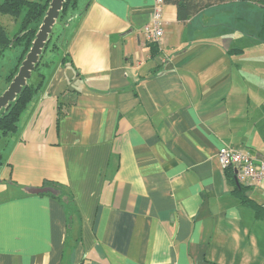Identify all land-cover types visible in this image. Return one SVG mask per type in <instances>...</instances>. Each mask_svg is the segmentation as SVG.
I'll return each instance as SVG.
<instances>
[{
	"label": "crops",
	"instance_id": "obj_1",
	"mask_svg": "<svg viewBox=\"0 0 264 264\" xmlns=\"http://www.w3.org/2000/svg\"><path fill=\"white\" fill-rule=\"evenodd\" d=\"M82 3L2 155L0 264H264V220L217 158L264 159L263 69L229 53L257 45L259 7L225 4L191 29L165 4L154 56L155 0ZM66 91L76 99L59 120ZM49 181L73 194L71 230L66 206L34 193ZM245 196L264 207V184Z\"/></svg>",
	"mask_w": 264,
	"mask_h": 264
},
{
	"label": "trees",
	"instance_id": "obj_2",
	"mask_svg": "<svg viewBox=\"0 0 264 264\" xmlns=\"http://www.w3.org/2000/svg\"><path fill=\"white\" fill-rule=\"evenodd\" d=\"M50 2L51 0H0L1 15L10 16L17 20L21 18L19 29L13 36H9L6 29L2 25H0V61L4 57L7 50L16 47L23 48L22 53L17 59V63L14 69L6 78L7 83L4 91L9 86L15 75L18 73V70L22 62L24 61L25 56L30 51L39 27L42 24V21L49 8ZM235 2H237L238 4L251 2L253 4H256L260 8L262 13L261 18L259 19L258 39L264 42V0H164L165 4H172L176 6L178 20L185 25H190L191 29L197 27V22L202 25L200 18H202L203 15L213 20V18L211 17L212 11L217 12L220 6ZM78 5L79 0L66 1L59 18L61 24L64 26L63 31L65 30V26L69 23L67 18L69 13L76 10L78 8ZM209 25L210 27H212V22H210ZM54 35L55 33L53 29L51 39L46 45L40 64L35 70L38 75V84L34 85L28 82V85L23 88L22 92L17 96L16 100L11 103L7 109H3L0 111V133L2 138L9 139L11 136L18 133L20 129V123L25 111L34 100V98L42 91L45 84V74L42 72V68L50 67L52 65V61H44L43 58L45 53H47V51L49 50L56 51L58 53L63 47L67 46L65 45L66 40L63 37V33L57 36V40L55 42H53ZM51 44H53L52 49ZM148 45L149 47H151V52L154 56L161 54V50L157 44L148 43ZM234 51L243 52L244 50L240 48H233L229 50V53L233 55L235 54ZM62 64L68 65L70 67L73 66L72 59L68 58V56H65L62 59ZM75 99L76 94L72 92L70 93L68 91H66L61 96L58 110L59 120L65 114L64 107L73 105L75 103ZM262 110L264 112V105L262 107ZM1 164L2 159L0 156V165ZM226 172L228 173L229 178L233 179L235 182V171L232 168H227ZM235 184V192L241 202L253 208L256 211L258 218L264 220V207L245 196V191L247 189H250V187L237 184L236 182ZM43 188H52L54 192L47 191L39 193L40 195H50L58 198V200H60L66 206L69 215V227L71 230L73 228L74 220L76 216H78L72 192L70 190L64 189V187L60 184L50 181L45 182Z\"/></svg>",
	"mask_w": 264,
	"mask_h": 264
},
{
	"label": "rangeland",
	"instance_id": "obj_3",
	"mask_svg": "<svg viewBox=\"0 0 264 264\" xmlns=\"http://www.w3.org/2000/svg\"><path fill=\"white\" fill-rule=\"evenodd\" d=\"M83 0H80V8L78 7V9L71 11L68 15L67 18H77L79 16V14H81L82 12H84L83 9H81V7H85L86 5H83L82 3ZM258 8V7H257ZM257 10H259L258 12H261L260 8H258ZM262 13V12H261ZM24 14V13H23ZM22 17V16H21ZM20 22H21V18L20 19H15L13 17L10 16H6V15H1L0 14V25H2L9 36H13L19 29L20 26ZM233 24V20L230 21L229 25L231 26ZM255 26H257V29H259V18H256L255 20H252L251 25L248 24V31L249 32H253ZM63 25L61 24L60 19L57 21L55 27H54V41L55 42L57 40V36L59 34H61V32L63 33ZM231 33V30H229ZM234 31V30H233ZM239 34V33H238ZM53 47V44H51V49ZM250 47H257L259 49H261L260 52H262L260 55H258V53L253 50H250ZM233 48H240L242 50H244L243 52H239V51H234L235 55L238 56V58L241 56V54L243 55V53H246L245 56L242 57V61L244 63H249L251 62L253 59L255 58H259L261 67H262V75L264 73V43L260 40H258V43L256 46H254L253 44H249V42L247 41H238L235 40V42L231 43L230 45V49ZM246 49V52H245ZM23 48L22 47H16L13 49H9L5 52L4 57L1 59L0 61V95L4 92V89L6 87V78L9 75V73L14 69L16 63H17V59L20 56V54L22 53ZM58 53L56 51H47V53H45L44 55V61H49L52 58L55 59V57H57ZM249 69L243 68V73H248ZM260 74H258L257 76H259ZM261 75V78L264 80L263 76ZM38 75L36 72H33L31 79L29 80V83L37 85L38 84ZM12 140V138L9 139H5L1 137V133H0V156L1 159L2 155L5 158L7 151H8V143Z\"/></svg>",
	"mask_w": 264,
	"mask_h": 264
},
{
	"label": "built area",
	"instance_id": "obj_4",
	"mask_svg": "<svg viewBox=\"0 0 264 264\" xmlns=\"http://www.w3.org/2000/svg\"><path fill=\"white\" fill-rule=\"evenodd\" d=\"M164 0H155V10L150 21L143 28V34L148 43L159 46L164 40ZM218 161L223 169L232 168L238 184L243 186H263L264 184V159L257 161L249 152L223 147L217 154Z\"/></svg>",
	"mask_w": 264,
	"mask_h": 264
},
{
	"label": "water",
	"instance_id": "obj_5",
	"mask_svg": "<svg viewBox=\"0 0 264 264\" xmlns=\"http://www.w3.org/2000/svg\"><path fill=\"white\" fill-rule=\"evenodd\" d=\"M67 0H51L46 15L39 27L36 38L33 41L30 51L25 56L18 73L15 75L6 90L0 95V111L7 109L13 103L23 88L28 85L29 80L40 64L46 45L51 39L53 29L60 18ZM51 191L52 188H41L35 190V194Z\"/></svg>",
	"mask_w": 264,
	"mask_h": 264
}]
</instances>
